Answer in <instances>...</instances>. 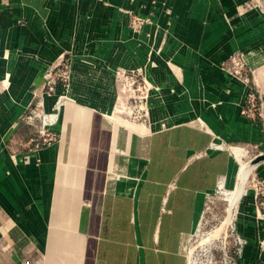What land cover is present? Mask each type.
Here are the masks:
<instances>
[{"label": "crops", "instance_id": "obj_1", "mask_svg": "<svg viewBox=\"0 0 264 264\" xmlns=\"http://www.w3.org/2000/svg\"><path fill=\"white\" fill-rule=\"evenodd\" d=\"M243 2L0 0V264H187L206 196L237 173L226 143L264 149V135L257 124L222 129L211 120L210 131L167 117L163 127L130 129L110 109L117 68L145 69L155 117L162 109L178 113L169 111L175 98L152 94L175 80L154 55L149 67L150 45L135 38L122 11L157 24L142 36L167 34L169 54L217 63L239 47L226 19L234 21ZM61 56L70 59V87L58 85L44 98L51 113L65 97L50 127L55 139L33 149L38 123L24 119L45 70ZM205 65L179 66L186 80L189 69ZM217 80L223 86L221 75ZM227 102L237 114L235 99ZM255 168L264 179V163ZM243 196L235 206L236 230L246 241L240 264H264V222L256 220L252 196Z\"/></svg>", "mask_w": 264, "mask_h": 264}, {"label": "rangeland", "instance_id": "obj_2", "mask_svg": "<svg viewBox=\"0 0 264 264\" xmlns=\"http://www.w3.org/2000/svg\"><path fill=\"white\" fill-rule=\"evenodd\" d=\"M243 1V3L236 6L237 15L234 16V21L231 18L226 19L229 28L235 36L232 38L233 40L234 38L238 40L239 47L224 60L217 63L214 62L215 58L210 56L208 60L205 59V56L203 58L194 56V59L191 60V52L188 55L186 54V57L188 56L189 58L188 60H185V57H180L182 55L179 50L175 51V49H172L173 52L169 54L167 52L170 50L167 42L169 36L167 34L157 35L149 32L142 36L143 30L147 27L159 30V28L157 29V24L154 25L151 19L139 16L134 11L123 10L122 13L126 16L127 26L136 34L135 38L144 37L142 42L144 43L146 40L148 46L150 45L146 52L147 59H149V67L154 66L155 56L156 60L164 63L166 70L171 72L172 78L175 80L174 83L159 87L161 90L152 94L159 95L160 91H163L164 95L169 94L172 98H175L169 111L170 114L173 112L178 114L176 116H166L165 110L162 109L165 113L161 111L163 115L161 119H158L152 114L151 99L139 103L134 99L122 98L119 92L121 87L117 73L126 71L146 81H151L150 76H147V72L142 67L117 68L114 70L112 73V87L115 96L110 109L117 111L130 128H136L139 124L149 129L163 127L166 124L163 121L167 117V121L170 124L189 122L210 131V126L212 127V125L209 122L211 120L215 122L214 125H219L222 129L238 125L239 122L247 123L248 126L257 124L262 128L261 130L258 128V134L264 135V0ZM18 24L21 26L24 21H19ZM236 32L242 35H235ZM165 51L166 53L163 54ZM171 55H174L177 59L174 63ZM200 60L201 63L206 64L205 67L189 69L187 73L189 79L185 80L186 68L182 69L179 65ZM233 60L239 66L234 65ZM206 61H209V63ZM208 64L211 65L209 66ZM214 64L217 65L214 67ZM167 73L169 74V72ZM218 75L222 77L223 86L219 83V79L216 81ZM148 85L151 93V85L149 83ZM219 87H221V90L216 94ZM220 93H223L224 97H216ZM207 96L211 99H206ZM249 96L255 98L253 101L255 107L252 113L248 112ZM232 97L235 99L239 109L237 114L231 112V105L227 102ZM225 101L227 103L224 107L222 103ZM215 138L217 142L221 140L220 137L216 136ZM226 145L232 152L233 158V150H239L240 160L245 166H249L250 164L248 163L258 155L264 154V149L252 143L227 142ZM254 174H256V168L250 173L249 178ZM247 182L248 179L244 184L243 195H250L253 198ZM239 186L240 180L237 172L230 185L228 183L224 184L220 191H214L206 196L202 212L197 220L187 264H240L241 254L246 241L241 238L236 230L235 222L238 207L233 209L235 206H231L229 208V210L233 209L229 219L227 213L229 205L227 206V202L224 201L225 197L222 195L223 193L234 192ZM253 206L256 220L264 222L263 219L257 217L258 213L254 203ZM261 242V245H263L264 238Z\"/></svg>", "mask_w": 264, "mask_h": 264}, {"label": "built area", "instance_id": "obj_3", "mask_svg": "<svg viewBox=\"0 0 264 264\" xmlns=\"http://www.w3.org/2000/svg\"><path fill=\"white\" fill-rule=\"evenodd\" d=\"M232 62L234 65L239 66L235 64V60ZM117 75L121 87L119 92L123 99L124 97H127L128 99H134L139 103L147 101L149 88L145 79L127 73L126 71L117 73ZM69 82L70 59L61 56L54 64L45 70L42 76L41 85L35 94L36 101L29 109L28 115L24 119L29 124H34L38 121L37 137L29 142L31 148L35 149L42 145H49L55 139V134L50 131V127L56 123L57 113L59 112L65 97H57L53 106V112L48 114L45 111L44 98L53 97L58 85L67 89L69 87ZM254 99L255 98L252 96L248 97L249 113H252L255 107L253 104ZM212 148L219 149L217 145H213ZM247 183L248 188L253 194V203L258 213L257 217L264 220V179L254 174L248 179ZM220 189V186H218L215 191H220Z\"/></svg>", "mask_w": 264, "mask_h": 264}, {"label": "bare ground", "instance_id": "obj_4", "mask_svg": "<svg viewBox=\"0 0 264 264\" xmlns=\"http://www.w3.org/2000/svg\"><path fill=\"white\" fill-rule=\"evenodd\" d=\"M147 83V82H146ZM148 85V84H147ZM70 87V85H69ZM149 88V85H148ZM69 89V88H68ZM149 93V90H148ZM148 98V97H147ZM150 98V97H149ZM61 109V107H60ZM115 112V111H114ZM113 112V113H114ZM114 115V114H113ZM110 116V115H109ZM117 117V116H116ZM57 119V118H56ZM120 119V118H119ZM118 120V119H117ZM121 120V119H120ZM119 120V121H120ZM58 121V119L56 120ZM126 123V122H124ZM128 124V123H127ZM123 125V124H122ZM133 125V124H132ZM135 127V126H134ZM145 127V126H144ZM132 129V128H130ZM134 129H138V126H136V128ZM138 131V130H137ZM136 131V132H137ZM147 131V130H146ZM139 132V131H138ZM232 153V152H231ZM234 153V158L231 160V168L233 172H238L239 173V180H240V186L235 189L234 192L231 193H223L222 195L225 197L224 201L227 202V213H228V218L230 219L231 214L233 213V209H235V207L232 210H229V208H231V206H236L237 201L239 200V198L242 196L243 192H244V184L247 181V179H249V175L252 172V169L254 167V165H249V166H245L243 165V163L241 162L240 158V153L238 149H234L233 150ZM230 170V169H229ZM230 174V173H229ZM235 175V174H234ZM224 183V182H223ZM221 188V187H220ZM221 190V189H220ZM226 192V191H225ZM244 198V197H243ZM228 222V220H227ZM216 233V232H215ZM217 235V234H216Z\"/></svg>", "mask_w": 264, "mask_h": 264}, {"label": "water", "instance_id": "obj_5", "mask_svg": "<svg viewBox=\"0 0 264 264\" xmlns=\"http://www.w3.org/2000/svg\"><path fill=\"white\" fill-rule=\"evenodd\" d=\"M264 162V154H260L257 157H255L253 160L250 161V165H256L258 166L260 163Z\"/></svg>", "mask_w": 264, "mask_h": 264}]
</instances>
